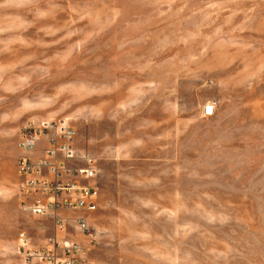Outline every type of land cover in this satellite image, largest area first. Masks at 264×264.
I'll list each match as a JSON object with an SVG mask.
<instances>
[{
    "label": "rangeland",
    "instance_id": "374dc122",
    "mask_svg": "<svg viewBox=\"0 0 264 264\" xmlns=\"http://www.w3.org/2000/svg\"><path fill=\"white\" fill-rule=\"evenodd\" d=\"M44 118L97 160L88 262L264 264V0H0V264L55 228L19 195Z\"/></svg>",
    "mask_w": 264,
    "mask_h": 264
},
{
    "label": "built area",
    "instance_id": "2783aa9c",
    "mask_svg": "<svg viewBox=\"0 0 264 264\" xmlns=\"http://www.w3.org/2000/svg\"><path fill=\"white\" fill-rule=\"evenodd\" d=\"M205 115H214L213 105L207 106ZM19 149L21 208L33 217H53L55 224V235L41 246H33L29 235L21 233L19 255L25 264H92L83 245L68 237L63 214H78L75 228L91 241L95 238L86 215L99 208L97 160L79 152L76 130L66 119L29 120Z\"/></svg>",
    "mask_w": 264,
    "mask_h": 264
},
{
    "label": "crops",
    "instance_id": "0c3cea01",
    "mask_svg": "<svg viewBox=\"0 0 264 264\" xmlns=\"http://www.w3.org/2000/svg\"><path fill=\"white\" fill-rule=\"evenodd\" d=\"M53 235H55V228L53 230V233L50 236H53ZM44 240H46V239H44Z\"/></svg>",
    "mask_w": 264,
    "mask_h": 264
}]
</instances>
